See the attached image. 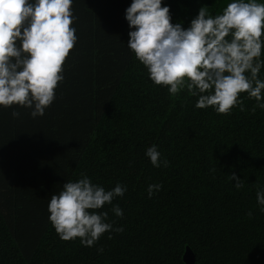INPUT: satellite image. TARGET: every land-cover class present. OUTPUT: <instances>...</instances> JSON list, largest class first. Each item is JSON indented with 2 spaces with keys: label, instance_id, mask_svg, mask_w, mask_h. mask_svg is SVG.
<instances>
[{
  "label": "trees",
  "instance_id": "obj_1",
  "mask_svg": "<svg viewBox=\"0 0 264 264\" xmlns=\"http://www.w3.org/2000/svg\"><path fill=\"white\" fill-rule=\"evenodd\" d=\"M131 2L73 0L78 39L51 106L36 118L29 108L0 106V264H185L187 246L194 264H264L256 201V186L264 188V110L253 113L256 101L243 93L245 111L219 115L195 108L198 96L186 88L172 97L154 85L127 47ZM228 2L162 0L184 28L201 6L215 15ZM153 144L167 167L145 155ZM82 173L106 191L127 188L96 210L123 232H105L92 247L61 240L48 219L51 195Z\"/></svg>",
  "mask_w": 264,
  "mask_h": 264
},
{
  "label": "clouds",
  "instance_id": "obj_2",
  "mask_svg": "<svg viewBox=\"0 0 264 264\" xmlns=\"http://www.w3.org/2000/svg\"><path fill=\"white\" fill-rule=\"evenodd\" d=\"M72 5L73 0H0V106L29 108L33 118L43 116L51 106L64 79L63 65L78 39ZM125 18L131 29L127 47L147 69L152 83L167 87L170 96L186 88L191 96H198L195 108L211 107L227 116L235 107L246 110L240 99L246 93L256 101L253 113L257 107L264 110V80L259 78L264 67V2L230 0L215 15L201 6L184 28L171 22L170 7L162 0H132ZM11 115L17 118L20 113ZM145 155L154 167L169 164L166 159L161 162L155 144ZM229 178L235 180L236 189L244 187L235 173ZM256 187V201L264 213V188ZM160 188L149 185V198ZM126 190L117 183L106 191L82 173L51 195L48 219L61 240L79 238L83 246L92 247L105 232H123L122 226L106 222L107 212L96 210ZM112 211L123 217L118 205Z\"/></svg>",
  "mask_w": 264,
  "mask_h": 264
},
{
  "label": "water",
  "instance_id": "obj_3",
  "mask_svg": "<svg viewBox=\"0 0 264 264\" xmlns=\"http://www.w3.org/2000/svg\"><path fill=\"white\" fill-rule=\"evenodd\" d=\"M183 260L185 264H194L195 263V255L193 251L187 246L183 253Z\"/></svg>",
  "mask_w": 264,
  "mask_h": 264
}]
</instances>
